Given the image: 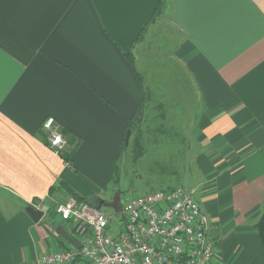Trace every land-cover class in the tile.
<instances>
[{
	"label": "crops",
	"instance_id": "0c3cea01",
	"mask_svg": "<svg viewBox=\"0 0 264 264\" xmlns=\"http://www.w3.org/2000/svg\"><path fill=\"white\" fill-rule=\"evenodd\" d=\"M177 94L201 147L210 264H264L247 215L264 204V0H0V264L68 247L59 180L106 186L129 122ZM47 116L72 164L43 141Z\"/></svg>",
	"mask_w": 264,
	"mask_h": 264
},
{
	"label": "built area",
	"instance_id": "2783aa9c",
	"mask_svg": "<svg viewBox=\"0 0 264 264\" xmlns=\"http://www.w3.org/2000/svg\"><path fill=\"white\" fill-rule=\"evenodd\" d=\"M47 146L64 156L69 141L53 116L42 122ZM194 189H148L129 197L117 231L111 216L74 195L54 202L80 247H63L39 257L44 264H210L215 244L210 220Z\"/></svg>",
	"mask_w": 264,
	"mask_h": 264
},
{
	"label": "rangeland",
	"instance_id": "374dc122",
	"mask_svg": "<svg viewBox=\"0 0 264 264\" xmlns=\"http://www.w3.org/2000/svg\"><path fill=\"white\" fill-rule=\"evenodd\" d=\"M185 100L184 96L181 98V94L173 98L166 97L162 109L150 105L137 120L134 119L136 128L129 144H125L124 154L117 163L116 172L106 186L80 169L73 183L67 181V184L79 195L101 196L107 201L120 192L122 205L129 197L148 189H194L198 198L202 174L196 157L201 147L197 140L195 124L188 126ZM158 102L155 99L150 104ZM189 103L191 105L192 100H189ZM161 111L165 113L164 117H160ZM194 113L197 112L194 110ZM196 118L194 115V119ZM136 136L139 137L138 145ZM103 209L111 216L112 229L117 231L123 222V212H116L111 207Z\"/></svg>",
	"mask_w": 264,
	"mask_h": 264
},
{
	"label": "trees",
	"instance_id": "16d2710c",
	"mask_svg": "<svg viewBox=\"0 0 264 264\" xmlns=\"http://www.w3.org/2000/svg\"><path fill=\"white\" fill-rule=\"evenodd\" d=\"M155 15L156 14H154V18H155ZM147 23H149V22H147ZM144 29H145V27H144ZM139 116H141V111H139L138 113H137ZM135 120L134 119H132L130 122H129V126H128V128H131L132 130H133V132H134V130H135V128H136V126H134L135 125ZM41 132V137L43 138V141H45V143H47V139H46V133H45V131L43 132L42 131V129L40 130ZM132 135V134H131ZM131 138V137H130ZM125 140V139H124ZM135 140H136V145H138V143H139V137L138 136H136L135 137ZM126 147V145H125V142H124V148ZM68 148H67V150H66V153L64 154V156H62V158H64V160L66 161V162H68L69 164H72V162H73V159H72V157H73V155L72 154H70V153H68ZM58 186H60V187H62V191L65 193V194H67V196H69V195H74V196H76L78 199H80V200H85V201H87V202H89V203H91V204H93V205H95V206H99V203H100V198H98V197H87V196H82V195H79L76 191H74L68 184H67V182L66 181H64L63 179H60L59 180V184H58ZM55 187V186H54ZM54 187L52 188V190L54 189ZM248 217H251V218H257V220H256V222H255V224H254V227H255V229H256V231H257V233L259 234V237L261 238V241L263 242V244H264V204L263 205H261V206H259V207H257L256 209H254V210H252L251 212H249L248 214Z\"/></svg>",
	"mask_w": 264,
	"mask_h": 264
},
{
	"label": "water",
	"instance_id": "95a60500",
	"mask_svg": "<svg viewBox=\"0 0 264 264\" xmlns=\"http://www.w3.org/2000/svg\"><path fill=\"white\" fill-rule=\"evenodd\" d=\"M131 134H132V129L129 128L127 130L126 137H125L126 145L129 144ZM98 207H111L116 212H122L123 206L120 200V192H117L115 196L112 198V200L110 201H106L105 199L101 198ZM26 211L31 215L33 220L36 222L39 221L44 214V211L42 209H39L33 205L27 206ZM60 232L64 236V238L68 240L72 245H74L75 247H80L79 241L75 237H73L69 232H67L65 229H62Z\"/></svg>",
	"mask_w": 264,
	"mask_h": 264
}]
</instances>
